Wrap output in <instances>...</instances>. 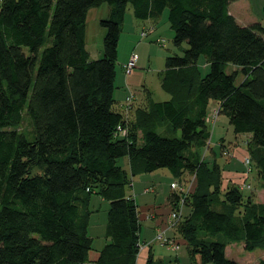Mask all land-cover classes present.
Listing matches in <instances>:
<instances>
[{
    "label": "trees",
    "instance_id": "trees-1",
    "mask_svg": "<svg viewBox=\"0 0 264 264\" xmlns=\"http://www.w3.org/2000/svg\"><path fill=\"white\" fill-rule=\"evenodd\" d=\"M237 1L0 0V264H90L93 195L109 210L106 243L92 263L137 264L142 225L129 172L162 169L179 186L171 188L170 211L182 212L172 229L183 242L168 239L185 244L191 264H239L226 255L230 244L264 250V200L225 186L219 159L228 151L223 140L220 154L211 147L215 101L234 135L248 136L245 178L254 171L264 190V27L239 25L230 13ZM104 3V56L92 61L87 16ZM129 5L143 21L168 10L175 46H188L166 60L168 99L155 102L147 91L134 115L132 96L119 110L114 96ZM201 57L210 67L205 77ZM26 120L31 131L21 130ZM125 158L130 170L119 164ZM146 264L163 262L150 248Z\"/></svg>",
    "mask_w": 264,
    "mask_h": 264
},
{
    "label": "rangeland",
    "instance_id": "rangeland-1",
    "mask_svg": "<svg viewBox=\"0 0 264 264\" xmlns=\"http://www.w3.org/2000/svg\"><path fill=\"white\" fill-rule=\"evenodd\" d=\"M248 4L251 5V15L259 20H264V0H244L240 5ZM109 13L110 7L107 3H104L100 7L93 8L88 12L86 21V48L92 61L99 60L104 56V38L107 31L101 26V21L108 19ZM153 30L154 32L151 33ZM144 32L147 33V35L149 33V35L147 37L143 36L142 33ZM174 37L175 33L171 29L168 20V10L158 19L143 21L137 19L134 15L133 7L131 5L128 6L119 41L118 59L116 62V90L114 96L117 101V106L115 107L117 110L126 104L127 97L132 96L135 100V104H138L143 98L145 90L152 92V98L155 102L167 100L168 96L161 88V82L166 68V60L170 56H182L183 51L188 48L186 43L183 44L182 48L175 46ZM134 55H138L139 59L135 70L132 74L128 75L125 73V65ZM198 67L202 77H205L210 71V67L204 57L200 58ZM232 69L233 66H230L227 72H232ZM215 107H217V102L212 101L209 108L210 113L213 111L212 115H217L218 107ZM216 122L215 127L212 128L213 130L211 129L213 131L211 147H215L220 154V146H218L220 138H225L227 140L226 142H231L234 141L235 135L229 124V119L226 116H218ZM21 128V130L31 131L32 125L29 120H26ZM164 131L165 129L160 132H163L164 136L170 138H179L181 136L179 131L175 134L171 131ZM246 142L247 138L245 137L241 142H235V144L241 143V148L245 150L243 143ZM229 145L228 143L225 144V148L222 149V151L227 150ZM232 152L234 153L233 149L231 150V155ZM208 153L207 155L210 158L211 153ZM228 154L229 152L221 158H229ZM231 160L233 161L230 167H228V170H235L243 174L248 173L249 167L245 164L246 160L244 161L245 163L238 161L239 159L237 157ZM219 162L223 165L225 160L219 159ZM119 164L126 168V158L120 160ZM129 176L130 180H132V184L128 188V194L137 202L142 225L140 240L142 249L140 252L139 264H142L144 255H147L148 249L150 248L153 250L155 260L162 261L163 264H191L185 244L178 246L175 252L172 247L174 245L163 244L160 240V235L173 238L176 234V237L178 236L183 242L182 237L176 233V230L174 231V229L169 228L168 219L166 221V226L169 231H164L162 227L158 228L157 226L160 225L156 222L159 217L156 211L168 206V198L172 192L171 183L176 180H174L166 169L136 177H132L129 172ZM190 178L191 177H188V179ZM248 179L246 185H250L251 189H244V194L247 196L252 193L258 195L262 189L260 188L259 181H257L254 171L248 174ZM192 181L193 180L190 179L184 182V188L188 189L190 185L193 184ZM256 199V202H259L258 196ZM90 209L92 215L89 234L94 238L93 251L90 254V264H93L92 262L95 256L106 243L105 232L109 202L102 200L98 195H93ZM189 212V209L185 207V215ZM152 217H154L155 220ZM221 240L224 241V239ZM178 243L179 242H176L177 245ZM226 255L229 259L239 264H262L264 261V250L258 249L254 252H247L243 245L240 244L228 245Z\"/></svg>",
    "mask_w": 264,
    "mask_h": 264
},
{
    "label": "crops",
    "instance_id": "crops-1",
    "mask_svg": "<svg viewBox=\"0 0 264 264\" xmlns=\"http://www.w3.org/2000/svg\"><path fill=\"white\" fill-rule=\"evenodd\" d=\"M242 1H244V0L237 1V2L233 3L230 6V13L234 16V18L236 19L238 24L241 25V26H249V25H252V24H255V23H259V24H261L264 27V20H259L258 18H255L254 16H252L251 15V5L248 4V5H242L241 6L240 4H241ZM237 6H239V7L236 8ZM153 32H154V30L151 31V33H153ZM147 91H149V90H145L144 91V96H143V98L141 99V101L138 104H135V100L132 99V101H131V103L129 105L130 106L129 110L132 109L130 112L133 113V115H134V112L136 111V109L138 108V106L143 105V104L146 103V101H147ZM217 107H218V104H217ZM217 107H215V108H217ZM245 137L248 139V136H246V135L235 136L234 141H231V142H226L227 140L225 138H220V140H223L225 144H227V143L230 144L228 146V149H227V151L229 152V154H228L229 158H227V157L221 158V160L224 159L225 163H226L225 164V171L223 173L224 185L225 186L229 182L236 183V184H239V185L241 184V186H242V185H246L245 182L248 181V180L246 181L245 174L239 173L238 171H235V170H233V171L228 170V167H230V165L232 164V161H233V160H231L232 158L237 157L239 159L238 161H241V162L244 163L245 159L248 157V154H247V151H246V147H245V143H243V146H244L245 150L241 148V143L240 144H238V143L235 144V142H239V141L241 142L243 140V138H245ZM211 142H212V139H211ZM232 149L234 150V153L232 152V155H231V150ZM126 162H127V165H126V168L125 167L124 168L127 169V170H130V162H129V160L127 158H126ZM147 192H148V190H147ZM257 196H258V199H259V203H263L264 190L262 189L261 192ZM170 213H171V211H170L169 205L166 208H163L161 210L158 209L156 211L157 216H159L158 219L156 220V222H158V225H160V226H157L158 228L162 227V228H164V231H169V230H167L166 221H167V219L169 221ZM152 218L155 220L154 217H152ZM98 257H99V253L95 256L93 261L97 260ZM147 257H148V253H147L146 256L144 255V258H143L144 261L142 262V264H146ZM139 260H140V255L138 257L137 264H139V262H140Z\"/></svg>",
    "mask_w": 264,
    "mask_h": 264
},
{
    "label": "built area",
    "instance_id": "built-area-1",
    "mask_svg": "<svg viewBox=\"0 0 264 264\" xmlns=\"http://www.w3.org/2000/svg\"><path fill=\"white\" fill-rule=\"evenodd\" d=\"M142 35L145 36V37L148 36L147 33H145V32L142 33ZM137 61H138V56L137 55H134V56L131 57L130 61L125 65V73L126 74L129 75V74H131L134 71V69L136 68ZM217 116H218V112H217V115L216 114L213 115V119L215 120L217 118ZM246 164H249V160H246ZM242 186H243V188L244 187L250 188L249 186H246V185H242ZM171 188L177 190L179 188V186H178L177 183H173L171 185ZM181 190L182 191H185L184 189H181ZM181 214H182L181 211H180L179 214L176 213V212H172L170 214L169 221H168L169 228H172V227H174L176 225V223L180 219ZM160 237H161L160 240L162 241L163 244H166V245H168V244L169 245H174V246H172L173 249H174V251H176L178 249V245L175 242L169 240L168 237H166L165 235L164 236L163 235H160Z\"/></svg>",
    "mask_w": 264,
    "mask_h": 264
}]
</instances>
